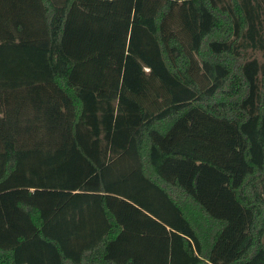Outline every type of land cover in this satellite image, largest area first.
Returning <instances> with one entry per match:
<instances>
[{
    "label": "trees",
    "instance_id": "trees-1",
    "mask_svg": "<svg viewBox=\"0 0 264 264\" xmlns=\"http://www.w3.org/2000/svg\"><path fill=\"white\" fill-rule=\"evenodd\" d=\"M0 264H264V0H0Z\"/></svg>",
    "mask_w": 264,
    "mask_h": 264
}]
</instances>
